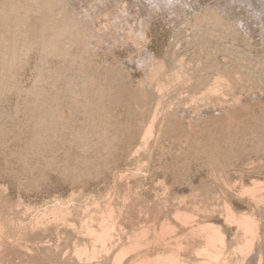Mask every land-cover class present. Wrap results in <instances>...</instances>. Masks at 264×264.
Listing matches in <instances>:
<instances>
[{
  "label": "rangeland",
  "instance_id": "1",
  "mask_svg": "<svg viewBox=\"0 0 264 264\" xmlns=\"http://www.w3.org/2000/svg\"><path fill=\"white\" fill-rule=\"evenodd\" d=\"M123 1L71 2L87 13L91 11L92 15L98 11L95 14L100 15L98 18L101 20L105 17L102 20L105 25L101 24L106 30L100 25L101 20H95V14L89 17L104 30L101 38L104 45L103 42L98 43L92 54L96 56H86V59L89 58L88 61L102 71L106 69L104 64L108 63L106 66L120 74V78L114 81V101L118 102L112 110L110 124L102 123L100 130L104 135H116L114 149H109L112 152L105 162L110 164L109 168L100 166L99 170H103L99 173L101 176L89 178L79 175V179L82 178L79 181L75 173H66L67 164L78 154L77 145L73 149L60 147L64 151L57 147L60 151L55 148L51 155L43 150L39 155L18 161L16 154L28 144L26 131L30 129L22 111V102L26 98L21 96L33 89L38 79L36 54H31L28 64L22 68L17 80V86L21 87L0 98V128L9 132L0 138L3 140L0 141V264H33L34 260L57 263L64 257L62 264H113L121 256L123 246L129 248L125 257L132 261L128 264H134L131 250L136 242L139 244L138 255L147 253L152 257L158 253L176 252L183 253L193 264H202L206 256L204 248H209L219 251L215 260L217 264H264V151L260 150V153L251 148L246 136L239 141L241 145L238 148H247L237 150L235 157L205 165L201 160H195L200 154L192 148L187 150V155H192L180 160V150L170 152V140L167 138L171 124L175 122L173 119H181L185 133L196 135L210 120L215 121L222 116L227 117L228 125H239L235 121L239 111L241 120H248L246 123L252 126L260 122V130L264 132L263 0H242V9L239 7L241 4L235 1L234 5H238L235 9H240L241 18L237 19L240 22L231 20L219 10L226 5L223 0H194L189 8L179 9L172 3L160 5L152 0ZM11 2L0 0V6H9ZM101 10L107 12L109 19ZM211 10L219 16L216 21L207 16ZM106 46L111 47L110 51ZM238 56L246 57L244 63L248 60L256 64L255 77L234 65L233 58ZM149 80L155 84V87L152 84L151 97L158 98L152 104L158 100L160 104L154 119L150 106L145 108L142 97V86H150ZM102 90L109 91L105 86ZM235 103L237 105L233 108ZM103 109L101 106L99 111H105ZM64 115L68 116L69 111ZM79 118L81 122L82 116ZM74 125H70L65 134L76 129L77 124ZM146 131L148 138L142 139ZM123 134H128V137ZM256 138L253 142L260 147L262 141ZM69 150L71 155L66 159L64 153ZM181 161L189 162L185 163L182 177L177 179L175 174L183 163ZM60 171H65L63 176ZM66 174L69 176L64 177ZM70 175L76 176L75 180ZM233 187L243 190L239 193ZM140 203H143V208L136 206ZM224 203L235 210L233 214L236 217L244 214L250 219L242 221L244 223L240 227L228 221L229 211ZM90 212L94 220L82 218V213L88 216ZM60 213L63 223L70 224V228L64 232L59 227L60 230L53 234L56 226L63 224L55 218L60 217ZM84 223L91 233L84 230ZM104 223L116 226L102 249V238L98 232ZM181 223L197 232L199 227V232L195 237L187 238V230L181 228ZM208 234L215 237L211 242ZM219 237L223 238L224 245L217 240ZM50 246L53 248L49 249ZM76 246H79L78 253L75 252ZM87 247L97 248L94 258L88 259L81 253ZM80 254L82 258H79Z\"/></svg>",
  "mask_w": 264,
  "mask_h": 264
},
{
  "label": "bare ground",
  "instance_id": "2",
  "mask_svg": "<svg viewBox=\"0 0 264 264\" xmlns=\"http://www.w3.org/2000/svg\"><path fill=\"white\" fill-rule=\"evenodd\" d=\"M75 1H78V0H75ZM94 1L92 0L93 3ZM152 1H154V4L158 2L157 4H160V5H169L170 3H172L173 5H175V7H177V9H179V7L185 8L186 6L187 8H189L192 1L194 0H152ZM223 1L226 2L225 3L226 5L223 7L219 6L222 9L221 8L219 9L216 7L217 10L218 9L221 10L222 13L228 16L231 20L238 21L237 19L241 18L240 9H242L241 7L243 3L242 0H226V1L223 0ZM235 1L237 4L238 3L241 4L239 5L240 9L239 8L235 9V7H238V5L236 4L234 5ZM71 2L72 0L71 1L70 0H12L11 4L9 5L11 6V8L6 4L0 6V10H1L0 11V17H1L0 19V98L5 97L7 93L15 91L18 89V87H21V85L17 86V80L22 71V68L28 64L30 55L36 54L37 56H36L35 66L38 69V74H37L38 79L36 83L34 84L33 89H29L27 92H24L23 95L21 96L22 99L26 98V101L22 102L23 103L22 111H23V114H25L26 120L28 121L29 127H30V129H27L28 131H26L28 144L25 146L24 149L22 150L20 149L21 151L17 153L18 155L16 154V156L19 157V159L18 158L17 159L18 161L19 160L25 161L26 159H28V156L31 157L32 155L33 156L39 155L43 150L47 151V154L50 153L51 155L52 153L56 151L55 148L57 147L73 149L72 147L74 145L75 146L77 145L78 149L77 147L76 149L78 150V154L76 153L77 155H74L75 159L71 160L70 163L67 164L66 169L64 170L66 171V173H68V171H70L71 173H75L74 175H77L78 180L80 181L82 179V178L79 179L81 175L83 176L86 175V177L88 176L89 178L91 177L97 178V176L100 175L99 173H102L101 171H103V170H99L100 166H103L104 168H107V167L109 168L110 164L105 163V162L107 158L110 157L109 152H112V151H109V149H112L114 147V139L116 135L114 134L104 135L100 133V130H102V123L106 125L110 124V121H111L110 117L113 116L112 110L115 108L114 106L117 104L116 102H118V101H114L116 100L115 99L116 97H114V81L120 78V74L116 70H113L109 66H106L108 64V63L107 64L105 63L106 60L103 61L105 63L104 65L106 69L103 68L104 70L102 71V69H99L100 67H94L95 65L92 62L88 61L89 58L86 59V56L90 57L94 53V50L95 51L97 50L95 49L97 48V44L100 42L102 44L103 42L101 40V38L104 37V30H102V27H103L102 25L103 23L105 25V21L103 22L102 20L103 19L105 20V17L102 16L104 18L101 17L102 18L101 20L98 18L100 15L96 16L95 14L98 11L95 10L96 12L95 13L93 12L95 14V20H101L100 21V25L102 26L101 27L98 22H96L94 19H91L92 17L89 20V17L94 15V14L93 15L90 14L91 11L87 13V11L86 12L84 11V8H82L83 10L79 9L78 7L76 8L75 3L73 2L74 3V6H73ZM131 3H129V5ZM262 3L264 4V0ZM172 4H171V8L173 6ZM76 5H77V2H76ZM83 5H85V3ZM116 7L119 8L118 6ZM111 9L113 11V8H110L109 10ZM85 10L87 9L85 8ZM138 10H139V7H138ZM102 11L103 10H101V12ZM128 11L129 13L131 12L130 8ZM122 12L123 11H121V13ZM102 13H105V12L103 11ZM105 14L107 16V12ZM112 15L113 14H111V16ZM137 15L139 14L137 13ZM207 16H209L213 21H216L219 18V16H217V13L216 12L214 13L213 11L207 13ZM132 18H134V16H132ZM140 21H141V18H140ZM101 22L103 23L101 24ZM109 22H111V19ZM238 22H240V20ZM111 23L110 25H112ZM214 23H216V25L218 24V22H214ZM113 24H116V23L114 22ZM124 25L125 24H123V26ZM106 29L107 28H105V30ZM120 31L122 32L123 30H120ZM105 32H109V31H105ZM125 33L126 32H124L123 35H125ZM115 35L114 37L116 38ZM114 39H111V40L116 42V40ZM106 42L108 43V41H105V43ZM114 43H111V44L114 45ZM103 45H104V42H103ZM113 45H112V48H113ZM109 48H107L106 46L107 50ZM100 49L102 50V47ZM103 50H105V48ZM108 51H110V49ZM94 56L96 55L94 54ZM94 56L92 55L93 58ZM233 60H234V65L236 64L237 66L242 68L245 74L252 76V77L256 74V72L254 71L256 64L249 63L248 60L246 63H244V60L246 61L245 56H238L236 58H233ZM146 75L148 76V73ZM152 84L155 87V84L152 82L150 86H144L145 84L142 86V89H143L142 97L145 100V103H144L145 108L150 106L149 108L151 112L153 113L152 118L154 119L155 114L158 113L160 104H159V100L158 102L152 104L154 100L158 99L155 97H151L153 89H154ZM103 86H105L106 90H109V91L102 90ZM81 91H82V97H81ZM236 105L237 103L233 104V108H235ZM101 106L104 107L105 111H101V110L99 111V108ZM68 111H69V115L68 116L64 115V113ZM242 111H244V108ZM162 114L165 115L166 113L163 112ZM80 116H82L83 118L81 122L79 120ZM241 116H242L241 112L240 111L237 112L235 121L239 122V125L234 124L233 126H231V124L230 125L227 124L226 116H222L221 118L217 119L220 121L210 120V123L204 126L201 132H197L198 134L196 135L192 133L189 134L190 132L185 133L184 129H182L183 126L181 125L182 123L181 119L180 120L178 119L179 121L176 119H173L175 122L171 124L173 125L171 129V133L169 134V136H167V138L170 140L169 151L173 152L175 150H180V160H182L183 158L185 157L187 158L192 155V154L187 155L188 148H192L194 152L200 154L199 156L195 158V160H198V161L201 160L203 164L210 165L214 160H225L226 161L228 160L229 156L233 157L237 150H243L247 148V146L243 148H238L241 145V142L239 141L246 136H248L249 138L248 141L251 142L250 143L251 148L257 149L259 151L260 150L264 151V132L260 130V126H259L260 122H256V124L252 126V124L246 123V121L248 120H241ZM73 124L75 125L77 124L76 129H74L73 131L72 129H70L71 132L68 134H65L66 129L69 128L70 125H72L73 127ZM1 127L3 128V126ZM216 127H218L217 130L214 129ZM230 129H232L233 131H230ZM246 129H251V130L247 132L245 131ZM8 133H6L5 128L3 129L0 128V138L3 135L7 136ZM184 133L187 135H184ZM123 135L125 137L128 134L126 135L123 134ZM130 135L131 134H129V136ZM117 137L120 138L122 136L120 137L117 136ZM129 138L132 139L133 136L132 137L130 136ZM146 138H148V131H146L144 135L142 136V139H146ZM255 138L262 141V143L260 144V147H257L255 142H253ZM4 140H6L5 137H4ZM117 140L118 139H116L115 141ZM0 141H3V140L0 139ZM119 148L120 146L117 149ZM123 151H125V149ZM120 152H122V150ZM64 154H66L64 155L65 158L67 157V155L69 154L71 155L70 150ZM181 162L183 163L182 165L178 167V171L175 174V177L177 179H180L182 177V172L186 169L185 163L189 161H185V162L181 161ZM50 168H52V166ZM52 169L54 170V168ZM65 171H60L61 176H63L62 174H64L62 172H65ZM209 174H212V172H209ZM41 176H43V174ZM65 176H67V174L64 175V177ZM71 178L74 179L72 176ZM71 178L69 177V179ZM228 184L230 186V183ZM190 185L193 186L192 184ZM241 189L243 190V188ZM234 190L236 191L237 189L235 188ZM240 190H237V191L240 193ZM244 191H246V189H244ZM247 191L250 192L249 189H247ZM224 204L226 207V205L228 206L230 202L228 204L226 203ZM5 206L6 204L3 205V207ZM136 206L139 208L144 207L143 203L137 204ZM226 208H227V212L229 211L226 219L233 223L235 222L234 224H236L238 227H240V225L244 223L242 221L250 219V217H247L244 214H241L238 217H236V214H233V211L235 210H232L231 207L230 208L226 207ZM53 211H55V209ZM92 213L90 212V215L88 216L85 213H84L85 215H83V213L81 215H82V218L83 216H85L84 218L87 217L88 219L94 220ZM55 218L56 220H59V221L61 220L63 223L62 215L60 217H55ZM183 219L187 220L185 216H183ZM253 220L254 219H252L251 221ZM67 221H66V224H67ZM186 223H190V222H186ZM63 224L61 226H56L57 228L53 227V229L56 228L53 230V234H55L57 230L58 231L60 230L58 229L59 227L63 229L64 232L70 228L69 227L70 224L68 226L65 224L63 226ZM115 226L116 225L114 223H104L103 227L99 230L98 235L99 237L102 238V240L100 241V244H101L100 247L102 249L106 247L107 244L105 242L110 237V232H112L113 229H115ZM180 226L181 228L187 230L186 232L187 238L189 236L195 237L197 233L199 232V227H197V230H198L197 232V231L191 230V228L187 227L183 223H181ZM84 230L89 233L92 232L89 226L87 225V223H84ZM218 235L220 236V234ZM207 237H208L209 242H211L215 238L209 234ZM207 237H206V240H207ZM217 240L219 241L221 245H224L222 237H219ZM28 241L34 242V240H28ZM50 248H53V247L50 246L49 249ZM78 248L79 246L75 247L76 253L79 252ZM105 249L108 250L107 248ZM183 249L186 250L187 247L185 248L183 247ZM121 250H122L121 256H119V258H117L113 264H128L132 261L130 257H125L126 254L129 252V248L123 246L121 247ZM137 250H139V244L136 242L134 244L133 249L131 250V254L135 258L134 264H193V262L187 259L183 253H176V252L158 253L157 255L150 257L147 253L138 255V253H136ZM204 250H205L204 254L206 256H204L205 258L202 264H217L218 261H215V260L218 259L219 251L217 249H209V248H204ZM81 253L85 254L88 259L94 258L97 253V248L87 247L85 249H82ZM81 256L82 255L80 254L79 258ZM65 258L66 257H64L63 259L62 258L58 259L57 257L56 258L58 259V262L56 261L57 263L55 262L54 263L44 262V263L62 264L64 263L63 260ZM41 261L42 260H40V262ZM40 262L39 260L38 261L34 260L33 264H44ZM73 264H75V262Z\"/></svg>",
  "mask_w": 264,
  "mask_h": 264
}]
</instances>
